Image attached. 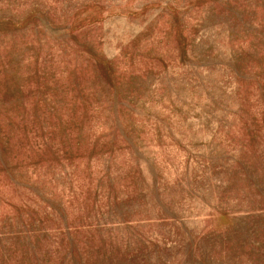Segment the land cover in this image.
Instances as JSON below:
<instances>
[{"label": "rangeland", "instance_id": "374dc122", "mask_svg": "<svg viewBox=\"0 0 264 264\" xmlns=\"http://www.w3.org/2000/svg\"><path fill=\"white\" fill-rule=\"evenodd\" d=\"M0 264H264V0H0Z\"/></svg>", "mask_w": 264, "mask_h": 264}]
</instances>
